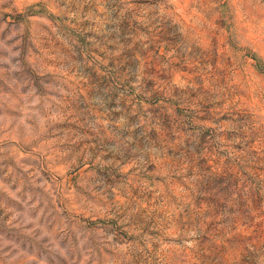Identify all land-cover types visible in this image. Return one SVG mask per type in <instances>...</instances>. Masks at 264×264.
<instances>
[{
	"label": "rangeland",
	"instance_id": "374dc122",
	"mask_svg": "<svg viewBox=\"0 0 264 264\" xmlns=\"http://www.w3.org/2000/svg\"><path fill=\"white\" fill-rule=\"evenodd\" d=\"M0 264H264V0H0Z\"/></svg>",
	"mask_w": 264,
	"mask_h": 264
}]
</instances>
